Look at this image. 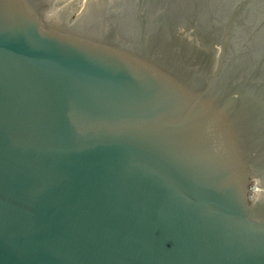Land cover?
Here are the masks:
<instances>
[{
	"label": "water",
	"instance_id": "water-1",
	"mask_svg": "<svg viewBox=\"0 0 264 264\" xmlns=\"http://www.w3.org/2000/svg\"><path fill=\"white\" fill-rule=\"evenodd\" d=\"M0 264H264V0H0Z\"/></svg>",
	"mask_w": 264,
	"mask_h": 264
}]
</instances>
